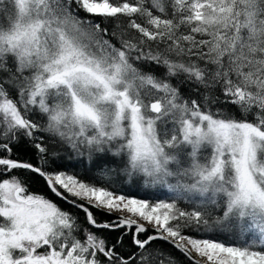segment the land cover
I'll return each instance as SVG.
<instances>
[{"label": "snow or ice", "instance_id": "1", "mask_svg": "<svg viewBox=\"0 0 264 264\" xmlns=\"http://www.w3.org/2000/svg\"><path fill=\"white\" fill-rule=\"evenodd\" d=\"M0 264H264V0H0Z\"/></svg>", "mask_w": 264, "mask_h": 264}, {"label": "trees", "instance_id": "2", "mask_svg": "<svg viewBox=\"0 0 264 264\" xmlns=\"http://www.w3.org/2000/svg\"><path fill=\"white\" fill-rule=\"evenodd\" d=\"M141 195H142V194H141ZM65 207H67V205H65ZM81 215H83V214L81 213ZM117 235H118V233H115V232L109 234L110 238H115ZM156 245H159L160 247H163V248H165V249H168V248H169V246H168L167 244L162 243V242H160V241H157V242H156ZM175 255H176L177 257H179V258H182V257H181V254L178 253V252H176Z\"/></svg>", "mask_w": 264, "mask_h": 264}]
</instances>
